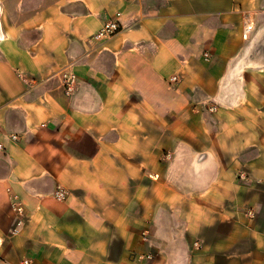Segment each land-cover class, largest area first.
Listing matches in <instances>:
<instances>
[{
  "label": "crops",
  "instance_id": "0c3cea01",
  "mask_svg": "<svg viewBox=\"0 0 264 264\" xmlns=\"http://www.w3.org/2000/svg\"><path fill=\"white\" fill-rule=\"evenodd\" d=\"M0 144V264H264V0H0Z\"/></svg>",
  "mask_w": 264,
  "mask_h": 264
},
{
  "label": "built area",
  "instance_id": "2783aa9c",
  "mask_svg": "<svg viewBox=\"0 0 264 264\" xmlns=\"http://www.w3.org/2000/svg\"><path fill=\"white\" fill-rule=\"evenodd\" d=\"M255 26V16L254 13H247L245 15V21H244V32L246 36H250L252 30L254 29ZM123 30V25L120 21V15L115 16L114 18H112L110 21H108L102 28L101 30L96 34V38L97 40H105V39H109L115 35H117L118 33H120ZM178 78L177 77H173L171 80L172 82H177ZM75 80V76L72 75L70 78H68L66 76V86H65V90L67 92V94L72 93L74 88L72 86V83ZM216 107L212 108V111H215ZM10 139L13 142H17L19 140L18 136L12 135L10 136ZM4 146L2 144H0V149H3ZM243 178V176H242ZM66 191L64 189H59L56 194L55 197L57 200L63 201L66 199ZM13 209L17 215V229L15 230V233H18V229L21 228L23 226V216L25 213V209L24 207L20 204V203H14L13 205ZM249 217L254 218V213L252 210H250L248 212ZM3 246V239L0 237V248ZM0 260H1V256H0ZM21 264H30L29 260H24L21 262Z\"/></svg>",
  "mask_w": 264,
  "mask_h": 264
}]
</instances>
